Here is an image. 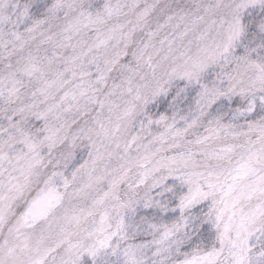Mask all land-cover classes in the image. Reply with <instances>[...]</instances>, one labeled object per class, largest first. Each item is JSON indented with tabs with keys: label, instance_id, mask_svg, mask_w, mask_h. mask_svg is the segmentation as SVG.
Returning <instances> with one entry per match:
<instances>
[{
	"label": "snow or ice",
	"instance_id": "1",
	"mask_svg": "<svg viewBox=\"0 0 264 264\" xmlns=\"http://www.w3.org/2000/svg\"><path fill=\"white\" fill-rule=\"evenodd\" d=\"M0 264H264V0H0Z\"/></svg>",
	"mask_w": 264,
	"mask_h": 264
}]
</instances>
